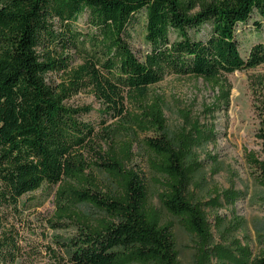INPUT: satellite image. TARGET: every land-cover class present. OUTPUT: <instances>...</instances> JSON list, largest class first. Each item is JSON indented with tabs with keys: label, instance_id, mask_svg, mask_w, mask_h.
Here are the masks:
<instances>
[{
	"label": "trees",
	"instance_id": "trees-1",
	"mask_svg": "<svg viewBox=\"0 0 264 264\" xmlns=\"http://www.w3.org/2000/svg\"><path fill=\"white\" fill-rule=\"evenodd\" d=\"M139 15L148 48L142 61L130 45ZM250 20L253 31L264 29V0H0V209H16L22 197L55 188V200L71 196L104 215L95 221L63 215L74 217L77 227L69 264H177L173 224L149 206L142 177L89 148L95 127L82 117L92 109L65 102L88 92L99 104L102 126L121 115L123 94L173 75L212 84L216 102L227 106L217 78L264 65V43L253 44L245 58L239 53L236 30ZM53 75L61 77L59 84L50 82ZM255 110L259 152H249L246 161L264 191V96ZM214 137L195 124L173 140L145 141L158 203L193 239L195 264H264V248L253 255L235 239L214 244L205 210L233 207L239 192L216 193L206 203L189 194L200 169L194 150ZM88 148L118 190L103 193L85 174L81 152ZM225 221L214 217L216 232L226 236L242 223L234 217L225 229ZM18 257L15 241L1 234L0 264Z\"/></svg>",
	"mask_w": 264,
	"mask_h": 264
},
{
	"label": "rangeland",
	"instance_id": "rangeland-1",
	"mask_svg": "<svg viewBox=\"0 0 264 264\" xmlns=\"http://www.w3.org/2000/svg\"><path fill=\"white\" fill-rule=\"evenodd\" d=\"M252 21L236 30L242 58L247 56L253 44L264 43V29L258 33L253 31ZM78 26L83 27L81 23ZM144 26L145 20L139 15L130 38L131 49L139 61L148 51ZM49 77L50 82L59 84V75ZM217 79L227 92V106L223 99L216 102L219 91L212 89V84L193 77L171 75L140 93L123 94L121 115L107 119L102 126L97 114L99 104L88 92L65 102V106L72 109H92L82 117L95 127V137L89 148L99 151L102 156L109 154L124 161L126 170H133L142 177L148 190L149 206L160 212L163 222L173 224L177 264H195V245L177 220L162 211L158 203V177L149 169L150 152L145 141L153 142L162 137L173 140L181 132L187 134L195 124L210 128L215 140L194 150L193 159L200 164V169L194 174L189 189L193 201L206 203L216 193L231 189L242 195L233 207L205 210L214 244L225 245L224 239L227 243L235 239L242 246H248L253 255L264 248V191L255 183L253 170L246 161L249 152H259V143L255 139L259 126L255 107L264 96V65ZM207 109L213 110L206 112ZM157 125L161 127L160 131ZM89 148L81 152L87 166L85 174L103 193L118 190L95 165L98 160ZM54 194L55 188L41 189L19 199L16 209H0V235L11 236L19 248V257L14 264H69L70 239L76 236L77 227L71 224L74 217L72 220L63 215L72 217V213H77L90 221L104 217L71 196L55 200ZM215 216L225 218V229L233 223L234 217L242 223L232 235H221L222 229L218 233L214 226Z\"/></svg>",
	"mask_w": 264,
	"mask_h": 264
}]
</instances>
